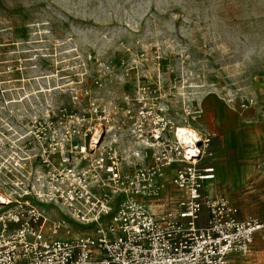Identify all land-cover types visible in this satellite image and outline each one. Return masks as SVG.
<instances>
[{
    "label": "rangeland",
    "instance_id": "374dc122",
    "mask_svg": "<svg viewBox=\"0 0 264 264\" xmlns=\"http://www.w3.org/2000/svg\"><path fill=\"white\" fill-rule=\"evenodd\" d=\"M263 67L264 0H0V191L37 164L33 132L58 137L75 115L90 138L103 119L116 129L141 108L160 109L174 126L212 134L205 161L221 170L204 193L227 199L241 219L259 218L264 154L252 171V143L264 140L228 134L227 120L206 119L204 106L243 112L241 100L254 97L246 111L264 117ZM47 118L51 129L33 124ZM58 207L48 214L73 235L88 228ZM228 264H264V231Z\"/></svg>",
    "mask_w": 264,
    "mask_h": 264
},
{
    "label": "built area",
    "instance_id": "2783aa9c",
    "mask_svg": "<svg viewBox=\"0 0 264 264\" xmlns=\"http://www.w3.org/2000/svg\"><path fill=\"white\" fill-rule=\"evenodd\" d=\"M255 104L245 97L239 108ZM164 113L141 108L116 129L103 119L90 138L75 115L58 137L33 132L37 164L0 191V264H228L248 255L264 215L241 219L227 199L204 193L215 176L205 161L212 134L186 143ZM58 206L88 228L73 235L48 214Z\"/></svg>",
    "mask_w": 264,
    "mask_h": 264
},
{
    "label": "crops",
    "instance_id": "0c3cea01",
    "mask_svg": "<svg viewBox=\"0 0 264 264\" xmlns=\"http://www.w3.org/2000/svg\"><path fill=\"white\" fill-rule=\"evenodd\" d=\"M262 69H264V67ZM204 107L206 112V119H210L212 116L214 118L215 116L217 120L218 118L227 120V122L230 124V127L232 128H230L231 130L228 132V134L234 133L239 135L245 133L250 138V140L258 139L261 142L264 140V126L262 127V125H264V117H262L259 112H247L246 110L242 112L237 108L232 107L231 105H225L219 101H216L215 105H205ZM207 127L210 130L218 131L219 126L215 127L211 124ZM234 129H236V131ZM252 145L254 146V150L252 152L251 169L253 171L255 158L264 154V148L261 146L256 147L254 143H252ZM213 162L216 169V177L211 181V183L214 180H217V177H219L221 170V167H219V161L217 159H214ZM233 172H235L234 174H236V172L238 173L239 171L235 169ZM241 257V255L232 256L229 262Z\"/></svg>",
    "mask_w": 264,
    "mask_h": 264
},
{
    "label": "bare ground",
    "instance_id": "6f19581e",
    "mask_svg": "<svg viewBox=\"0 0 264 264\" xmlns=\"http://www.w3.org/2000/svg\"><path fill=\"white\" fill-rule=\"evenodd\" d=\"M196 132H199L197 129H194L190 126H179V130H178V133L181 137V139L186 142V143H189L192 138H193V135H195ZM206 151H205V155H206ZM214 168H215V165L213 164ZM216 177V169H215V176H214V179Z\"/></svg>",
    "mask_w": 264,
    "mask_h": 264
}]
</instances>
